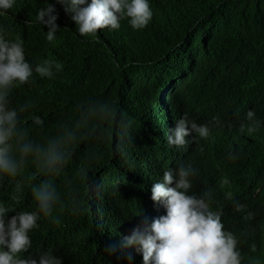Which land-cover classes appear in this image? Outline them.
I'll list each match as a JSON object with an SVG mask.
<instances>
[{
	"label": "trees",
	"instance_id": "obj_1",
	"mask_svg": "<svg viewBox=\"0 0 264 264\" xmlns=\"http://www.w3.org/2000/svg\"><path fill=\"white\" fill-rule=\"evenodd\" d=\"M48 3L55 4L60 27L51 43L47 26L35 22ZM150 3L154 15L144 29L134 30L125 19L119 30L89 36L78 33L56 0H17L15 9L0 17L7 38H20L33 64L55 60L64 66L53 79L36 75L33 84L14 89L13 106L32 105L24 114L26 126L39 116L44 126L36 134L52 133L88 101L112 103L127 124L123 141L114 125L110 138L76 146L57 183L62 191L79 193L82 211L65 210L59 226L47 218L38 221L25 255L38 258L52 249L63 264H129L117 250L104 253V246L117 244L121 233L130 234L132 222L140 223L136 215L155 204L151 188L166 168L191 161L200 169L192 191L213 188V207L223 206L225 227L240 235L244 264H264V126L239 131L249 109L264 121V0ZM185 114L201 124L218 116L223 127L214 128L207 141L178 150L167 144L166 130ZM230 149H242L241 158L230 161ZM38 179L33 173L32 181ZM229 190L254 213L252 219L233 211L224 199ZM13 194L11 182L0 185V199L16 208L9 218L35 209L29 188L18 201L11 200Z\"/></svg>",
	"mask_w": 264,
	"mask_h": 264
},
{
	"label": "clouds",
	"instance_id": "obj_2",
	"mask_svg": "<svg viewBox=\"0 0 264 264\" xmlns=\"http://www.w3.org/2000/svg\"><path fill=\"white\" fill-rule=\"evenodd\" d=\"M56 3L70 15L81 36L94 35L101 29L119 30L125 19L134 30H141L154 15L150 0H56ZM16 5L17 0H0V17H7ZM57 20L55 4L48 3L36 14L35 22L48 28L49 43L57 39L60 31ZM8 35V27L0 23V185L11 182L12 201H18L25 188H29L35 209L17 211L9 218V212L16 208L0 199V264H63V258L52 249L41 252L38 258L25 255L33 247L32 234L40 227L38 221L47 218L59 226L60 214L65 210L73 215L82 211L79 193L62 191L57 178L82 140L110 138L115 125L123 141L127 124L123 113L112 103L88 101L80 106L74 119L60 122L52 133L37 135L36 130L43 129L44 121L35 116L32 125L26 126L24 114L32 105L13 106L12 93L20 86L33 84L36 75L53 79L63 72L64 66L55 60L33 64L26 58L24 42L20 38H7ZM262 126L264 121L249 109L239 131L252 133ZM218 127H223L218 116L201 124L185 114L169 124L166 142L187 151L193 142L207 141ZM242 151L230 149L228 159L239 160ZM33 173L42 179L33 182ZM199 176L200 169L191 161H178L175 167L166 168L151 188L155 204L145 214L142 209L136 215L142 217L140 223L132 222L130 234L121 233L117 244H106L103 252L111 256L117 250L129 264H140L141 260L143 264H244L240 235L225 227L223 206L213 207L216 202L213 188L205 186L201 194L192 191ZM224 199L231 202L234 212L243 214L245 221L254 217L232 191H226ZM133 255L142 257L133 259Z\"/></svg>",
	"mask_w": 264,
	"mask_h": 264
}]
</instances>
